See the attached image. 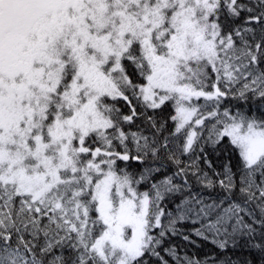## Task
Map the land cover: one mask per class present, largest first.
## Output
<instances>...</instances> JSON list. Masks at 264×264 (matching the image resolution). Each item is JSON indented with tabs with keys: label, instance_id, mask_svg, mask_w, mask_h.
Masks as SVG:
<instances>
[{
	"label": "snow or ice",
	"instance_id": "snow-or-ice-1",
	"mask_svg": "<svg viewBox=\"0 0 264 264\" xmlns=\"http://www.w3.org/2000/svg\"><path fill=\"white\" fill-rule=\"evenodd\" d=\"M177 151L226 208L184 195ZM190 214L264 264V0H0V264H146Z\"/></svg>",
	"mask_w": 264,
	"mask_h": 264
},
{
	"label": "trees",
	"instance_id": "trees-1",
	"mask_svg": "<svg viewBox=\"0 0 264 264\" xmlns=\"http://www.w3.org/2000/svg\"><path fill=\"white\" fill-rule=\"evenodd\" d=\"M239 87L240 85H235V88ZM226 104L228 107H248V105H245L244 101L231 98L226 101ZM251 107L255 109L256 104L252 103ZM157 112L159 119L167 121V131L164 132L163 135L167 136L171 132H174L175 122L170 119V116L175 114L174 107L169 104L166 105L162 111L157 110ZM149 114H152L151 111H149ZM137 124L140 125V127L146 128V125L141 121H137ZM206 134L205 130V135ZM179 143L180 141H177L176 146H178ZM205 153L207 160L212 161L213 167L219 171L220 164L222 163L225 154L222 152L220 158H218L210 146H205ZM177 156L183 162L181 166L188 168L187 180L188 184L191 186V192L189 193L186 190L184 195L196 196L204 200L206 203L223 202L222 207L226 208L228 206V198L219 187L208 189L201 183L197 182L195 176L191 175V173L196 170L197 166L199 169L209 172V175H211V170L208 168L204 158L205 154H202L199 151L181 154L177 151ZM231 159L233 160V163H235L237 157L231 155ZM189 165H191L190 168L188 167ZM177 171L178 168L175 164L166 162L161 173L157 174L156 180L163 179L165 176H174V173ZM174 182L182 184L183 174L180 176H174ZM148 188V184H142L140 186L141 191H146ZM183 199L184 196L173 194L165 199L161 207H163L166 212H171L173 216H176L180 211V209L177 208V205H180ZM190 216L191 218L178 221L175 226L177 230L176 234L168 232L161 245L156 248V251L160 254L159 257L152 255L147 256L146 264H164V262H167V264H185V261L188 258L199 260L201 264H211L213 260H215V264H245V261L248 259H258V250L251 246L253 242L249 241L247 238H238L235 246L229 241L227 248L221 249L218 246V241L223 237H216L214 234L207 232L205 233V235L208 236L207 239L197 236L196 231L198 229L203 230V225L206 221L197 220L192 214H190ZM158 232L159 229H156L153 234L157 235ZM184 236H188L189 239L185 240L183 238ZM214 240L217 242H214Z\"/></svg>",
	"mask_w": 264,
	"mask_h": 264
}]
</instances>
